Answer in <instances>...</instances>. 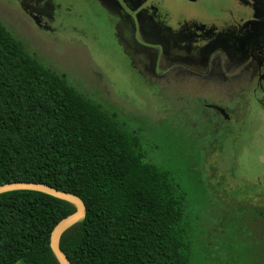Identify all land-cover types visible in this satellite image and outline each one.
<instances>
[{
  "label": "trees",
  "instance_id": "16d2710c",
  "mask_svg": "<svg viewBox=\"0 0 264 264\" xmlns=\"http://www.w3.org/2000/svg\"><path fill=\"white\" fill-rule=\"evenodd\" d=\"M12 182L84 201L86 217L60 240L72 264H230L231 246L236 264L253 257L241 236L217 252L174 174L148 158L116 114L31 56L0 22V185ZM76 210L40 192L0 194V264H61L51 234Z\"/></svg>",
  "mask_w": 264,
  "mask_h": 264
},
{
  "label": "rangeland",
  "instance_id": "374dc122",
  "mask_svg": "<svg viewBox=\"0 0 264 264\" xmlns=\"http://www.w3.org/2000/svg\"><path fill=\"white\" fill-rule=\"evenodd\" d=\"M171 2L202 17L213 9L212 4L203 0L197 4ZM76 6L81 10L84 4L77 2ZM0 22L24 44L31 56L64 74L88 99L116 114L124 129L140 138L148 158L171 171L187 190V211L200 222L207 239L218 242L223 238L225 227L217 222L224 215L232 216L244 208L241 201L232 197L240 196L241 190L245 193L241 197L255 196L252 192L258 189L256 184L264 180V107L261 104L250 99L249 110L241 112L239 117L246 121L242 131L233 122L230 125L234 132L218 134L219 131L213 130L215 123L211 122L217 116L214 112L204 117L202 111H197L192 96L182 95L183 84L170 80L159 83L158 87L151 85L148 75L133 69L113 39L112 31L100 21L83 16L75 21L78 31L66 32L80 37L84 34L86 39L82 45L74 44L75 41L56 42L36 31L2 0ZM191 85L185 84L187 93L193 91ZM217 95L209 100L210 104H221ZM256 200L260 202L258 197ZM238 221H242L239 227H246V253L253 256L249 264H264V219L256 207H247ZM236 223L234 220L231 223V235Z\"/></svg>",
  "mask_w": 264,
  "mask_h": 264
},
{
  "label": "flooded vegetation",
  "instance_id": "af4514ba",
  "mask_svg": "<svg viewBox=\"0 0 264 264\" xmlns=\"http://www.w3.org/2000/svg\"><path fill=\"white\" fill-rule=\"evenodd\" d=\"M2 1L36 31L56 42L85 44L84 34L80 37L66 32L78 31L75 21L83 16L100 21L112 31L113 39L133 69L148 75L151 85L158 87L170 80L183 84L182 95L192 96L197 111H202L204 117L214 112L217 116L211 122L218 134L234 132L230 125L233 122L238 123V130L244 129L246 121L239 117L249 110L251 98L264 107L258 99L259 95L264 98V0H203L213 5L204 17L195 12L190 14L183 5L173 6L171 0ZM180 1L197 4L202 0ZM77 2L84 4L81 10ZM185 84H193L190 86L193 91L187 93ZM215 94L221 104L209 103ZM261 181L252 192L255 196L241 197L245 194L241 190L240 196L232 197L241 201L244 208L232 216L224 215L217 222L225 227L223 238L213 240L217 252L228 249L223 246L224 241L246 237V227H239L242 221L238 220L247 207H256L264 219V205L261 206L264 180ZM233 220L237 223L231 235ZM229 250L230 264H236L234 247ZM251 258L242 264H249Z\"/></svg>",
  "mask_w": 264,
  "mask_h": 264
},
{
  "label": "water",
  "instance_id": "95a60500",
  "mask_svg": "<svg viewBox=\"0 0 264 264\" xmlns=\"http://www.w3.org/2000/svg\"><path fill=\"white\" fill-rule=\"evenodd\" d=\"M259 101L264 104V98L259 95ZM12 191H34L40 192L52 197L68 201L74 204L77 208L76 212L67 216L63 220H61L56 227L54 228L51 234V248L60 261L61 264H72L69 258L65 255V253L61 250L60 240L62 235L73 227L75 224L80 222L86 217L87 209L84 201L71 193L58 190L49 185L41 184V183H33V182H12L0 185V194L12 192Z\"/></svg>",
  "mask_w": 264,
  "mask_h": 264
}]
</instances>
